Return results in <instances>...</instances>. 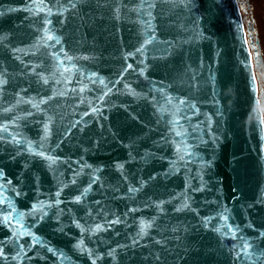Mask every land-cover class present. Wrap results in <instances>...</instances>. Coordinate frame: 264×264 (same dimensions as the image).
I'll list each match as a JSON object with an SVG mask.
<instances>
[{
	"label": "water",
	"instance_id": "95a60500",
	"mask_svg": "<svg viewBox=\"0 0 264 264\" xmlns=\"http://www.w3.org/2000/svg\"><path fill=\"white\" fill-rule=\"evenodd\" d=\"M33 2L40 3V0ZM46 2L51 3L52 0ZM26 5H29V0H0V11L9 8L20 9L7 12L3 18H0V30L5 32L11 30L16 46L23 49L14 54L19 56V60L7 61V75L10 82L3 91H0V124H6L8 127V133L0 130V136L5 137L4 141H0V156H3L0 163L6 165L7 179L11 180L13 185L16 184V178L24 179L21 171L26 157L32 173L41 177L43 186L41 191L45 195L40 196V199L46 200L55 193L54 185H57L58 181L67 183L66 177L71 178L73 172L80 173L76 177L79 183L81 180L87 181L94 169L104 166L101 182L107 183L103 189L93 186L88 199H101L97 193L103 192L102 202L121 219L120 224L114 225L100 237L106 245L112 247L117 243L128 245V251L123 254L120 264H141L139 258L148 250H152L153 246L148 237L141 239L137 233L140 229V220L148 221L153 216L157 217L156 223L160 225L158 231L169 220L190 226L186 236L180 234L181 241L173 242L178 245L176 250L185 243H191L201 249L199 256L193 255L189 264H233L232 258L228 255L232 241L210 230L224 224L223 221L215 218V213L222 211L226 206L229 209L228 222L240 225L244 234H251V229L244 226L248 222H251L255 228L264 229V138H262L264 126L258 123L263 113L258 96L254 60L252 55L250 60L247 59L251 51L238 0H193L190 12H177L166 25L164 38L174 39L171 49L173 55L166 61H146L149 62L150 68L144 77L129 70L119 78V81L117 73L123 69L122 58L127 51H131L132 45L136 44L137 34L142 30L141 25L134 22V16H125L124 22L117 25L119 31H114L111 24L106 26L107 31L88 29L90 36L84 42V47L88 51H80L72 46V50L67 51L66 54L73 57L91 55L94 58L87 60L77 58L69 62L64 54L58 52V49L45 46L46 37L37 44L39 49L37 55L32 54L36 49L29 48L28 45L36 44L37 38L44 36V33L34 31L39 26V22L36 16L22 10ZM33 11L35 12V9ZM45 14L38 13L39 16ZM52 19L55 24L57 17L53 16ZM76 23L78 21L69 18L68 28L64 34L67 35ZM84 32L85 29L81 28L80 35ZM197 32L202 33V39H196ZM54 34H60L58 25ZM93 39H95L94 49L91 47ZM21 40L25 43H19ZM52 43L54 42H47L49 45ZM53 51H57L55 58L51 55ZM182 52L190 54L183 57V63ZM151 55L149 51L148 56ZM200 57L203 59L202 67L199 65ZM139 59L141 57H130L127 62L133 63L135 67ZM37 65L39 67L36 70L50 80L48 85H36L34 83L36 77L27 71L26 66ZM4 67L5 65L0 64V70ZM93 72L97 73V76H92ZM191 76L197 77L200 83L199 90L187 87ZM209 76L211 80L206 83ZM252 76H255L257 86L254 97L250 84ZM66 79L77 83H65ZM161 80L163 84L160 83ZM30 83L31 88H29ZM125 83H130L137 92L151 90L157 98L159 93L156 89L164 87L167 92L170 90L168 85L172 84L173 96L185 94L190 103L195 102L196 108L192 112H188L184 105H178L181 111L187 112L188 115V123L181 121L184 127L187 128L191 124L197 128L194 135L199 137L198 147L194 148L195 155L191 161H188V158H185V162L179 161L172 151L166 150L167 159L125 163L129 151H133V155H135L134 149H140L142 154L143 151H155L148 147L151 141L148 143L137 141L136 144H132L130 139H123L122 142L119 139L131 137L138 129V124L129 119V113L139 114L144 122L155 119L152 108L145 100L134 99L127 94ZM80 84L84 85L82 92L79 90ZM23 89H28L27 95ZM53 92L56 93L54 97ZM45 93L52 99L40 104V97ZM104 93L107 95L102 101L99 100ZM28 100H32L39 107L33 108L31 104L26 103ZM6 108L11 110L5 113L3 110ZM91 108H96L98 111L92 112ZM217 110L219 115L215 114ZM27 112H31L32 115H26ZM45 122L49 126V135L41 140ZM150 126L154 125L150 123ZM160 131L167 132V129L161 128ZM111 133L118 135L114 138ZM9 134L19 135L24 140L31 141L35 151L43 150L47 154L58 156L59 160L52 164V171L40 165L39 157L30 156L27 152H22L16 160L8 161L6 153L15 156L21 147L5 142L10 140ZM147 135L149 133L146 131L145 136ZM172 138L169 134V139ZM156 139V135L152 134L151 140ZM185 139L187 140V137ZM95 140L100 141L98 147L92 144ZM188 142L192 143L191 140ZM124 144H129L130 147L125 148ZM27 147L28 144L25 143L23 148ZM173 161H175L173 174L168 179L158 177L155 181L146 184L138 193H131L125 197L126 186H136L133 183V173L137 179L141 177L146 179L153 171L163 172ZM115 162L125 164L124 169L120 171L128 176L127 182L120 178L115 169ZM82 165L84 167H81ZM88 165L92 167L89 168ZM175 169L181 171L176 172ZM57 170L59 176L54 180ZM201 177L205 190L196 193V203L192 206L197 209L200 216L213 217L209 221V229L198 223L199 217L195 213H181L179 221H176L177 214L171 212L172 205L188 194L184 187L185 181L195 185L200 183ZM0 183H4L2 178ZM74 187L65 189L60 199H65L67 193ZM114 189L119 191L114 192ZM233 189L236 191L233 192ZM28 195L31 198L34 193L29 192ZM173 196L177 197V200L170 201ZM159 200L165 201L160 207L167 215L155 211ZM27 202L28 200L25 199L19 201L21 207ZM146 204L148 207H145ZM249 204L253 207L248 208ZM53 208L57 210L72 208L75 211L71 204L54 205ZM127 208L136 210L127 213ZM52 210L49 209L50 212ZM61 219L63 224H68L66 215ZM97 222L102 221L98 219ZM52 223L54 225L55 222ZM192 228L196 231H192ZM223 231L224 229L221 228V232ZM65 232L71 235L76 234L78 230L73 226L71 230L65 228ZM37 234L50 246L62 249L70 257V260L64 261V264H90L69 250L68 236L53 232L47 224L40 227ZM148 236L152 240L159 239V236L150 229ZM0 240H3L2 231H0ZM28 240L29 238L25 236L22 242ZM133 240H137L139 246L133 245ZM85 243L88 244L87 239ZM88 246L95 247L93 244ZM117 252L123 253V250L118 249ZM35 254L47 255L48 259H22L21 264H53L51 254L44 253L39 245L36 246ZM28 255L32 256L33 253L29 251ZM55 264L61 262L56 261ZM97 264H105V261H98ZM169 264L173 262L169 260ZM176 264L183 262L176 261Z\"/></svg>",
	"mask_w": 264,
	"mask_h": 264
},
{
	"label": "snow or ice",
	"instance_id": "6c2138e0",
	"mask_svg": "<svg viewBox=\"0 0 264 264\" xmlns=\"http://www.w3.org/2000/svg\"><path fill=\"white\" fill-rule=\"evenodd\" d=\"M193 0H52L51 3L46 0H40V3H35L33 0H29V5L24 6L23 11L28 12L30 15L37 17L39 26L34 30L36 32H43L44 36L37 38L36 44L28 45L29 48H35L36 52L33 55H37L39 49L37 44L39 41L44 40L45 46L58 49L60 54H64L65 58L71 62L74 59H93L91 55H84L80 57L67 56V51L72 50V46H75L80 51L87 52L88 49L84 47V42L89 39L90 32L88 29H101L107 31V25L111 24L114 31H119L117 25L124 22V17L132 15L135 17V23L141 25V32L136 36V44L132 45L131 51H127L124 60L123 69L117 73V78L123 77L129 70L136 73L140 77H144L146 72L149 71L150 65L146 61H160L167 60L173 55L171 49L173 48L174 39L164 38L166 31V25L171 21L172 16L177 12H190ZM35 9V12L33 11ZM20 9H7L0 11V18H3L7 12L19 11ZM38 13H46L43 16H39ZM56 16V22L53 23L52 17ZM69 18L72 21H78L74 24L72 30L65 35V31L68 28ZM57 25L59 26V35L54 34V30ZM81 28L85 29L83 35H80ZM14 34L11 30L5 32L0 30V64L5 65L3 70H0V91H3L9 84L8 78V60H19V56L14 54L22 51V48L16 46L14 42ZM202 33H196V39H202ZM191 39V38H190ZM48 41L54 43L47 44ZM19 43L24 44L21 40ZM185 43H188L185 41ZM245 43L247 41L245 40ZM91 47L95 48V39L92 41ZM149 51L152 55L149 57ZM27 54V53H26ZM52 57L57 56V51L51 53ZM190 55L189 53H181V62L183 63V57ZM251 53H249L247 59H251ZM130 57H141L134 67L133 63H128L127 60ZM23 63V62H21ZM43 63V61H41ZM59 64L60 61L58 60ZM199 65L203 66L202 57L199 58ZM35 67L26 66L27 71L32 73L36 77L34 83L38 86L48 85L50 80L45 78L42 73L38 72ZM75 67V65H72ZM155 67V65H153ZM70 71V69H66ZM92 76H97V73H91ZM211 80V76L207 77V81ZM59 83L60 81H56ZM65 83H77V81L66 79ZM95 83V81H91ZM103 83V80H101ZM163 84V80L160 81ZM183 82H181V85ZM251 93L254 97L257 86L255 82V76L250 78ZM187 87L189 89H200V83L196 76L189 77ZM31 88V83L29 84ZM124 88L127 89V94L131 97L140 98L145 100L149 107L153 110V119L150 122H144L139 114L129 113V119L138 124V129L132 134L131 137L119 138L122 142L123 139H130L132 144H136L137 141L148 144L149 149H155V151H143L140 149H134L128 152V159L125 161L127 164L146 162L148 159H167L165 154L167 151H172L177 160L185 162V158L188 161L194 157V148L198 147L197 141L199 137L194 135L197 132V128L191 124L187 128L184 127V123H188L187 112H182L178 105H184L188 112H192L196 108L195 102L190 103L189 99L185 94L177 96L172 95L174 86L168 85L169 91L166 92L164 87L156 89L159 93V98L152 94V91L148 92H137L130 83H125ZM79 90H84V85L80 84ZM25 95H27L28 89H23ZM75 91V89H73ZM110 91V90H109ZM19 95V93H16ZM56 95L53 92L52 96ZM64 95V93H60ZM104 93L99 97V100H103ZM49 97L47 93L40 97V104H45ZM175 101V103H174ZM19 102V101H18ZM32 105L33 108H38L39 105L34 103L32 100L26 101ZM11 109L6 108L3 111L9 112ZM92 112H97L98 109L91 108ZM88 113H85L87 115ZM158 114V115H157ZM219 115V110L215 113ZM26 115H32L31 112H27ZM16 118L14 117L13 120ZM150 123L154 126H150ZM258 123L264 126V116L259 118ZM209 127L211 125L209 124ZM44 135L41 140H44L49 135L48 123L43 124ZM161 128H166L167 132H161ZM0 130L4 133H8V127L6 124H0ZM149 135L145 136V132ZM152 134H155L157 139L151 140ZM169 134L173 137L169 139ZM115 138L117 133H111ZM10 140L5 141L6 143H12L19 145L20 150L16 152V155L6 153L8 161L16 160L17 156H20L22 152H27L30 156L39 157V163L42 167H47L49 171H52V164L59 160L58 156L47 154L45 151H35L32 148V142L26 141L19 135L9 134ZM187 137V140L185 139ZM176 138H179L178 140ZM264 138V137H262ZM5 137L0 136V141H4ZM191 140L192 143H189ZM27 143L28 147L25 149L23 145ZM94 147H98L100 144L99 140L92 141ZM125 148H129V144L123 145ZM43 148V145H41ZM159 153V155H158ZM25 163L22 165L21 175L24 177L23 180L16 178V184L13 185L12 181L7 179L5 173V164L0 163V178L3 179L4 183H0V231L3 232V240H0V264H21L22 259L24 260H47V255L37 256L35 254L36 246L39 245L44 253L51 254L53 258V264L56 261H60L64 264V261L70 260V257L60 248L50 246L49 243L38 235L39 228L47 224L53 232H59L61 235L69 237V250L76 254L78 258L82 257L90 264H97L98 261H105V264H120L123 259V254L127 253L128 245L117 243L115 247L106 245L100 238L102 234L106 233L108 229L113 228L114 225L120 224V217L116 216L110 209H107L103 200V192L97 194L101 196V199L89 200V194L96 186L98 189L105 187V182H101L104 166H100L94 169L93 174L88 177L87 181L81 180L78 183L76 177L80 175L79 172H73L71 178H67V183L58 181L55 193L46 200H41L40 196L45 195L41 191V177L32 173L31 167L27 162V158L24 157ZM3 160V156H0V161ZM47 162V163H45ZM175 161L169 164L168 168L164 169L163 172H151L147 178L137 179L135 173H133V183L135 187L128 185L126 186L125 197L131 193H138L142 188L145 187L151 181H155L158 177L168 179L173 174V164ZM81 167H84L83 165ZM87 167L91 168V165ZM125 164L115 162V169L117 170L122 181L127 182L128 176L122 171ZM24 170H27L25 172ZM176 172L181 169H175ZM96 173H101L97 175ZM59 176L58 170L57 175L53 177L57 180ZM75 186L72 191L67 193L65 199H60L61 193L69 188ZM184 187L188 194L183 196L182 200H177V197L173 196L171 200H177L171 207V212L177 214L176 221H179V214L192 212L199 217L198 223H200L205 229H209V221L213 219L210 216H200L199 212L192 205L196 203L195 196L198 192L205 190V184L203 177L200 178L199 184H190L185 181ZM119 191V189H114ZM236 189H233L235 192ZM29 192L34 193L33 197H29ZM123 198V197H122ZM236 197L234 196L233 199ZM21 199L28 200L23 207L20 206L19 201ZM207 203V202H205ZM61 204H71L74 206L75 211L72 208L55 209L53 206H59ZM165 204V201L159 200L156 203L155 211L164 213L167 215L165 210L160 205ZM127 207V206H126ZM145 207H148L146 204ZM253 205L249 204L248 208H252ZM49 209H53L52 212ZM136 209L127 208V213L133 212ZM229 209L225 206L222 211L215 213V218L223 221L224 224L221 227L210 229L215 233L221 234L224 238H228L232 241L229 246L228 255L232 258L233 264H264V229L255 228L251 222L246 223L244 226L251 229V234H244L241 230L240 225H234L229 223L230 217L227 215ZM127 213H124L126 215ZM68 220V224H63L62 216H65ZM102 222H97V220ZM162 219V218H161ZM55 222L54 225L52 222ZM157 217L153 216L150 220H140V229L137 235L143 239L148 237L152 244V250H148L146 254L141 256L139 259L141 264H169V260L176 264V261H181L183 264H189V261L193 255L199 256L201 249L194 247L191 243H185L179 246V250H176L178 245L173 243L174 241H181V233L185 236L190 230V226L185 225L182 222L173 223L169 220L163 224V228L158 231L160 225L156 223ZM163 222V221H162ZM74 226L78 230L76 234L65 232V228H71ZM221 228L224 229L221 232ZM156 233L159 239L152 240L148 236V230ZM196 231L195 228L191 229ZM27 236L28 241L22 242L23 237ZM87 239L88 244H93L95 247H89L85 243ZM218 241V245H219ZM133 245L139 246L137 240L132 241ZM122 249L123 253H118L117 250ZM33 253L32 256L28 255V252ZM210 251H212L210 249ZM119 257V259H118Z\"/></svg>",
	"mask_w": 264,
	"mask_h": 264
},
{
	"label": "flooded vegetation",
	"instance_id": "af4514ba",
	"mask_svg": "<svg viewBox=\"0 0 264 264\" xmlns=\"http://www.w3.org/2000/svg\"><path fill=\"white\" fill-rule=\"evenodd\" d=\"M238 2L246 28L247 41L254 60L258 96L264 116V0H261V27H259L254 0H238Z\"/></svg>",
	"mask_w": 264,
	"mask_h": 264
},
{
	"label": "rangeland",
	"instance_id": "374dc122",
	"mask_svg": "<svg viewBox=\"0 0 264 264\" xmlns=\"http://www.w3.org/2000/svg\"><path fill=\"white\" fill-rule=\"evenodd\" d=\"M254 4H255V11H256V15L257 18L259 20V27H261L262 25V20H261V14H262V4H261V0H254Z\"/></svg>",
	"mask_w": 264,
	"mask_h": 264
}]
</instances>
